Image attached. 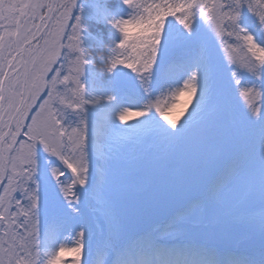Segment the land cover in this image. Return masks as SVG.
<instances>
[{
    "label": "snow or ice",
    "instance_id": "6c2138e0",
    "mask_svg": "<svg viewBox=\"0 0 264 264\" xmlns=\"http://www.w3.org/2000/svg\"><path fill=\"white\" fill-rule=\"evenodd\" d=\"M0 264H264V0H0Z\"/></svg>",
    "mask_w": 264,
    "mask_h": 264
}]
</instances>
